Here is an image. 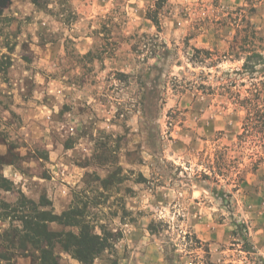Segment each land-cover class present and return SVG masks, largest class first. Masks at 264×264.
<instances>
[{"label": "rangeland", "instance_id": "obj_1", "mask_svg": "<svg viewBox=\"0 0 264 264\" xmlns=\"http://www.w3.org/2000/svg\"><path fill=\"white\" fill-rule=\"evenodd\" d=\"M252 47L264 0H7L0 264L39 256L4 248L24 200L106 237L88 264H264V128L233 100Z\"/></svg>", "mask_w": 264, "mask_h": 264}, {"label": "trees", "instance_id": "obj_2", "mask_svg": "<svg viewBox=\"0 0 264 264\" xmlns=\"http://www.w3.org/2000/svg\"><path fill=\"white\" fill-rule=\"evenodd\" d=\"M7 3V0H0V11ZM157 23V20H153ZM251 28L250 25H248ZM252 44L256 41H260L255 36V32L247 35L246 42ZM236 75H246L251 80L257 79L256 75L261 74L258 81L251 84V87L245 91V96L241 97L239 92L234 93V104L244 112H246L245 120L250 125L254 124L256 127L258 123L263 125L264 128V57L262 53L252 47L246 51L243 56V64L240 70L233 72ZM257 118V120H256ZM256 124V125H255ZM250 127V129H253ZM261 129V128H260ZM262 132V131H259ZM19 209H13L8 211L11 206L3 204L4 212L1 217H7L11 215V220L21 222V228L14 227L11 231V238L5 243L4 248L8 251L18 250L22 256L27 251L33 250L39 253L37 258L33 256V264H58V257L53 255V250L59 245L65 252L70 253L73 257L84 264H88L93 261V258L101 251L109 246L108 239L106 237H100L96 234L89 233L87 226H81L78 234L70 232L53 233L48 230L47 224L51 222H57L64 226H72L71 222L63 221L62 218L50 217L48 218L45 212H41L33 216L30 214V210L33 212L35 208L32 207L33 203L24 200L19 202ZM27 207L28 210H25ZM6 235V232L4 233ZM6 251V252H7ZM10 261V257L6 253H0V261Z\"/></svg>", "mask_w": 264, "mask_h": 264}]
</instances>
